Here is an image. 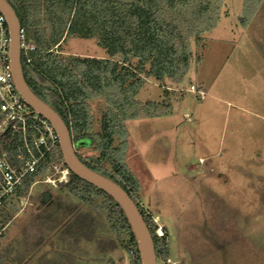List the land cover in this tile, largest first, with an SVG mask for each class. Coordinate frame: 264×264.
Here are the masks:
<instances>
[{
	"label": "rangeland",
	"instance_id": "rangeland-1",
	"mask_svg": "<svg viewBox=\"0 0 264 264\" xmlns=\"http://www.w3.org/2000/svg\"><path fill=\"white\" fill-rule=\"evenodd\" d=\"M236 2L193 43L189 80L165 93L147 79L115 142L157 234H169L171 264H264V51L257 31L238 23ZM59 53L108 58L93 39H69ZM89 107L99 132L108 105L101 97ZM116 263L129 264L128 254L101 208L55 187L34 185L0 232V264Z\"/></svg>",
	"mask_w": 264,
	"mask_h": 264
},
{
	"label": "trees",
	"instance_id": "trees-1",
	"mask_svg": "<svg viewBox=\"0 0 264 264\" xmlns=\"http://www.w3.org/2000/svg\"><path fill=\"white\" fill-rule=\"evenodd\" d=\"M14 8L25 41L34 42L31 61L22 55L25 79L43 101L67 124L73 143L94 152L83 158L89 168L117 182L139 208L153 236L158 264H171L168 232L157 234L150 212L140 203V183L123 161L117 138L127 136L125 121L136 116V96L147 79L169 93L189 80L196 63L193 43L220 23L226 0H7ZM243 10L238 20L257 31L258 48L264 51V0H237ZM236 2V3H237ZM236 5V4H235ZM240 25V24H239ZM245 27V28H246ZM261 30V33H258ZM72 38L93 39L108 58L64 57L61 45ZM170 85V86H169ZM103 97L108 105L99 132L92 130L89 103ZM132 112L130 116L128 113ZM80 148V149H81ZM61 156L49 155L46 163ZM109 165L110 170L105 166ZM42 174L33 175L17 194L0 206V232L12 220L20 201ZM68 196L97 205L105 213L120 248L127 254L138 249L122 209L104 191L71 172L68 183L57 187ZM118 264V263H116Z\"/></svg>",
	"mask_w": 264,
	"mask_h": 264
},
{
	"label": "built area",
	"instance_id": "built-area-1",
	"mask_svg": "<svg viewBox=\"0 0 264 264\" xmlns=\"http://www.w3.org/2000/svg\"><path fill=\"white\" fill-rule=\"evenodd\" d=\"M10 43L7 20L0 13V206L40 171L42 174L31 188L36 184L57 188L68 183L71 174L62 153L46 163L49 155L60 149V137L51 123L18 92L9 64ZM21 43L22 55L30 62V53L37 46L25 41L23 30ZM191 89L195 91L196 88L191 86ZM138 258L135 249L128 252L129 264H142L139 252Z\"/></svg>",
	"mask_w": 264,
	"mask_h": 264
},
{
	"label": "water",
	"instance_id": "water-1",
	"mask_svg": "<svg viewBox=\"0 0 264 264\" xmlns=\"http://www.w3.org/2000/svg\"><path fill=\"white\" fill-rule=\"evenodd\" d=\"M0 13L5 16L9 28L11 38L9 64L18 92L35 111L51 123L59 134L60 150L70 171L111 196L122 209L134 234L141 263L158 264L153 236L133 199L117 182L89 168L82 162L76 149L81 147L83 143H73L70 130L59 113L37 96L28 85L22 67V27L14 8L7 0H0ZM51 202V194L49 192L44 193L41 205L44 206Z\"/></svg>",
	"mask_w": 264,
	"mask_h": 264
},
{
	"label": "flooded vegetation",
	"instance_id": "flooded-vegetation-1",
	"mask_svg": "<svg viewBox=\"0 0 264 264\" xmlns=\"http://www.w3.org/2000/svg\"><path fill=\"white\" fill-rule=\"evenodd\" d=\"M74 144H77V143H74ZM79 148H81V147H79ZM79 148H77L76 150H78Z\"/></svg>",
	"mask_w": 264,
	"mask_h": 264
},
{
	"label": "crops",
	"instance_id": "crops-1",
	"mask_svg": "<svg viewBox=\"0 0 264 264\" xmlns=\"http://www.w3.org/2000/svg\"><path fill=\"white\" fill-rule=\"evenodd\" d=\"M191 89V88H190ZM189 91H192V90H189ZM119 263V262H118Z\"/></svg>",
	"mask_w": 264,
	"mask_h": 264
}]
</instances>
